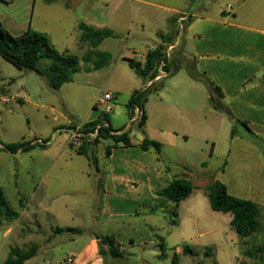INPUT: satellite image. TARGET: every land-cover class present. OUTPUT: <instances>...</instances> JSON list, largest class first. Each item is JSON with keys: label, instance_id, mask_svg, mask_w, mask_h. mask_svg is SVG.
Segmentation results:
<instances>
[{"label": "rangeland", "instance_id": "1", "mask_svg": "<svg viewBox=\"0 0 264 264\" xmlns=\"http://www.w3.org/2000/svg\"><path fill=\"white\" fill-rule=\"evenodd\" d=\"M43 1L38 0L34 10L48 9ZM169 1L171 5L175 3L171 7L183 13L195 10L198 6L194 1ZM26 3L27 0H18L10 8L0 5V19L4 15L9 16L5 28L12 35H20L27 28L22 24L31 16V9L27 8ZM229 4L237 11L236 22L245 25L264 24V0H211L212 10H221ZM49 10L66 9L53 6ZM180 12L163 11L154 5H138L135 19L130 17L126 24L127 31L121 33L119 38L106 39L97 48V52H107L105 54L111 57L104 67L97 70L92 67L99 61L98 56L93 54L88 44L81 42V33L74 28L77 14L64 11L48 14L43 29L57 35V51H66L79 58L74 79L61 89L54 90L36 72L19 70L0 56V142L41 145L49 142L48 148L52 146L51 152H55L72 138V132L66 128L69 122L84 124L92 114H107L113 129H123L130 125L135 137L147 138L145 132L138 128L137 122L130 123L127 109L132 93L145 90L148 98L145 106L151 116L149 130L153 135L161 139L174 132L189 136L188 142L182 140L175 148L169 146L168 140L160 142L163 144L160 156L163 162L178 169L182 161H187L193 169L192 176L180 177L191 179L197 186L202 181L200 173L205 172L209 184L220 180L228 186L232 195L249 198L251 192L244 190L242 169L246 166L250 170V165H255L256 155L255 151L247 150L244 162L241 160V149H249L253 145L262 161L264 146L262 143L241 142L239 137L232 136L233 131L238 135L244 134V128L228 114L215 110L211 98L213 91L206 81L209 76H205L202 70L201 36L198 33L203 25L197 18L176 23V19L184 15ZM160 13L172 17L174 22L164 20ZM193 25H197L196 32L189 29ZM164 32L170 33L168 39L172 40L170 45H174L173 50L169 52L168 46L164 52L168 63L171 56H174L173 65L169 66L166 76L157 80L145 79L130 66V61H142L140 63L145 64V53L149 51L145 40L136 36L156 40ZM50 64L49 60H41L38 67L45 70ZM106 92L116 96L110 113L97 107ZM43 150L37 147L20 154L0 151V187L4 189L10 206L19 213L24 211L25 204L29 206L27 215H21L11 223L4 221L0 226V264L6 262L12 248L26 251L36 246L38 257L34 262L38 258L39 264H62L70 253L65 245L55 247L54 254H44L51 241L48 238L52 229L51 222L37 203L30 202L33 187H38L39 195L42 192L43 163L39 154ZM67 150L72 149L67 146ZM226 162L227 167L224 166ZM204 189L197 186L189 200L192 205L189 206L188 201L179 209L185 219L183 227L178 228L171 237L165 236L163 240H158V246L146 247L147 256L151 260L144 264H173L175 254H178V264H250L255 260L246 257L244 252L255 244L256 238L246 240L248 244L244 243L230 226L231 215L211 209ZM260 206L264 225V204ZM195 212L198 220H195ZM201 231L205 233L201 235ZM161 235L164 237V234ZM256 236L260 237L256 243L264 244V231ZM159 243L165 245V250L161 249ZM185 246L191 247L194 253H182ZM207 250L211 252L207 254ZM155 254L158 257H154ZM131 257L134 259L135 255Z\"/></svg>", "mask_w": 264, "mask_h": 264}, {"label": "crops", "instance_id": "2", "mask_svg": "<svg viewBox=\"0 0 264 264\" xmlns=\"http://www.w3.org/2000/svg\"><path fill=\"white\" fill-rule=\"evenodd\" d=\"M37 1L27 0L26 5L31 9V16L22 24L27 26L26 30L31 27L37 32L48 35L55 48L57 35L50 34L43 28L48 14H57V11L77 14L74 28L80 33L79 26L85 24L99 30L110 29L115 34L113 39L119 38L121 33L127 31L126 24L130 17L135 19V10L138 5H154L163 11L180 12L175 7H171L175 3L171 5L169 0H68L66 2L58 0L54 3H47L44 0L43 2L49 8L34 10ZM189 1H194L198 6L195 10L180 12L179 14L185 15L184 20H181L182 16H180L176 19V23L197 18L203 25L198 33L201 36L202 70L205 76H209L206 80L208 84L213 83L220 89L217 91L215 87L210 86L213 91L211 98L214 108L216 102L223 103L228 112L226 114L235 120L234 122H240L238 124L244 128V134L238 135L234 132L232 136L239 137L241 142L262 143L264 146V24L245 25L236 22L238 20L237 11L231 4L221 10H212L211 0H205L202 4L203 0H187ZM17 2L18 0L10 3L0 1V5L10 8ZM66 4L70 7L67 8ZM53 6H62L66 10H49ZM228 6L231 8L228 9ZM160 15L164 20L174 22L172 17L163 16L161 13ZM8 17L4 15L0 19L4 27ZM12 23L15 24L14 21ZM174 27L176 28V24ZM196 27L197 25H193L189 29L192 28V31H195ZM169 35V32H164L156 40L143 36L136 37L145 40L149 51L162 47L163 52H166L172 42L168 39ZM172 56L169 66L173 65L174 56ZM144 110L148 117L145 127L148 139L159 143L168 140L169 146L174 148L181 144L182 140L188 142L189 136L186 133L182 136L177 132L169 133L162 139L155 137L149 130L151 116L146 106ZM99 117V114L97 116L92 114L86 123L97 121ZM135 122L130 119L131 124ZM84 124L76 125L69 122L66 128L71 132L81 129ZM123 129L130 131L131 146L129 147L116 146L113 141L105 139H101L96 145L89 144L87 153L93 156L95 164H92L86 155L80 154L76 148H72L70 141L55 152H51L52 146L48 148L49 142L44 145L45 150L39 154L43 163L41 167L42 192L39 195L38 187L35 186L30 197V202L37 203L38 208L47 213L51 222V234L50 237L48 236L51 241L44 254H54L55 247L66 245L70 251L67 258L73 257V264H104L99 253V241L95 238V234H102L115 239L116 245L128 258L126 264L150 263L151 259L147 256L146 247L158 246V240H163L165 236L166 238L171 237L178 228L183 227L185 219L179 209L183 204L188 203L192 195L177 206L160 196L159 192L167 188L174 179H188L180 175L192 176L191 165L187 161H182L178 169L167 166L161 159V154L159 156L155 152H147L141 148L145 136L135 137L130 125ZM67 146L73 151L67 150ZM247 150L255 151L256 155L255 165H250V170H247L246 166L242 169L244 190L251 192V196L238 198L252 200L261 205L264 204V157L261 161L255 147L250 145L249 149L245 147L241 149V160L244 162ZM20 153L22 152L16 154ZM262 155L264 156V153ZM227 165L226 162L224 166L227 167ZM200 179L202 181L197 186L206 188L209 185L207 174L201 172ZM194 186L196 189L197 186ZM191 205L192 201H189V206ZM28 208L29 206L25 204L20 216L27 215ZM176 210L179 215V224L173 225L171 222ZM194 217L195 220L199 219L196 212ZM68 229H78L82 233L75 235L61 231ZM262 231H264V225L257 233ZM204 233L201 231V235ZM257 233L245 239L237 235L247 244V241L256 238L255 244L246 249L244 255L247 251H253L256 247L264 245L256 243L260 238L256 236ZM161 234H164V237ZM159 245L162 250H165L164 244L159 243ZM177 250L179 253V249ZM131 255H135V258L133 259ZM36 257L38 256L28 260L25 264H39L38 258L37 262H34ZM154 257L158 255L155 254ZM250 264L261 263L253 260Z\"/></svg>", "mask_w": 264, "mask_h": 264}, {"label": "trees", "instance_id": "3", "mask_svg": "<svg viewBox=\"0 0 264 264\" xmlns=\"http://www.w3.org/2000/svg\"><path fill=\"white\" fill-rule=\"evenodd\" d=\"M3 2H13L14 0H0ZM58 0H46L47 3H54ZM69 8L70 5L66 4ZM81 30V42L88 44L91 47L93 54L98 56L99 61L95 62L93 69H101L111 59L109 54L97 52V48L109 38H115V34L110 29H95L85 24L79 26ZM0 56L6 61L14 65L19 70H31L43 77L48 86L54 90H59L66 83L72 82L79 64V58L71 56L67 53H59L50 37L46 34L37 32L29 27L20 35H12L0 21ZM41 60H49L51 64L45 70L39 69ZM165 61V71L169 73V63L163 52V48L159 47L148 52L145 64L140 62L130 61V66L136 73L147 79L155 80L158 76V67L161 62ZM210 86L217 91L220 89L210 83ZM222 98V96H221ZM148 101L145 90H136L132 93L131 99L127 104L128 114L130 119L135 116V110L138 108L143 111L142 116L137 121L138 128L144 133L148 120L144 107ZM215 109L223 113H228L225 106L221 102L215 103ZM240 123V122H238ZM242 125H245L242 123ZM99 129L97 130V128ZM98 131L97 137L89 141L83 139L82 146L76 148L70 144L72 148L83 155H86L92 164H95L93 156L87 153L89 144L96 145L101 139L111 140L116 146H131V137L129 130H114L110 123V118L107 114H102L97 121L86 123L82 126L81 131L84 134ZM234 133V131H233ZM232 133V134H233ZM0 151L4 150L12 154L18 152L26 153L34 148H43L44 145L39 143H13L3 144L0 142ZM162 144L154 140L145 138L141 143V148L144 151L155 152L156 155L161 154ZM226 165V163L224 164ZM195 190V186L188 179H174L172 183L159 192L160 196L165 197L177 206L188 199ZM205 192L209 198L211 209L215 212L229 214L232 219L230 226L232 230L242 239L248 238L257 233L262 228V208L259 204L252 200L241 199L229 193L228 187L219 180L212 181L206 188ZM20 217V213L14 210L6 197L4 190L0 187V226L4 221L14 222ZM173 225L179 224V215L177 210L173 213ZM62 232H70L79 235L82 231L78 229L61 230ZM95 238L99 241V253L104 264H126L127 256L116 245V241L111 236L95 234ZM163 248V246H162ZM37 247L33 246L26 251H21L18 248H12L8 258L3 264H25L28 260L37 256ZM185 254H193L194 250L185 246L183 248ZM207 250V254L210 253ZM246 257L258 260L264 264V245L256 247L253 251H247ZM179 258L177 254L173 257V264H178Z\"/></svg>", "mask_w": 264, "mask_h": 264}, {"label": "built area", "instance_id": "4", "mask_svg": "<svg viewBox=\"0 0 264 264\" xmlns=\"http://www.w3.org/2000/svg\"><path fill=\"white\" fill-rule=\"evenodd\" d=\"M231 6H228V9H230ZM185 15L182 16L181 20H184ZM174 45H171L168 49L169 52L173 50ZM165 66L166 62L162 61L160 66L158 67V76L155 80L161 78L162 76H166L167 72L165 71ZM115 94L111 92H106L103 97L98 101L97 107H102L105 111V113H110L112 112V102L115 100ZM142 116V111L140 109L135 110V116L133 118V122L138 121L139 118ZM99 127L97 128V130ZM94 131L93 133L89 134H84L81 129H75L72 130V138L70 140V144L74 145L76 148H79L82 146L83 139H88L90 138L91 140H94L97 135L98 131ZM74 263V258L73 257H68L67 259L64 260L63 264H73Z\"/></svg>", "mask_w": 264, "mask_h": 264}]
</instances>
